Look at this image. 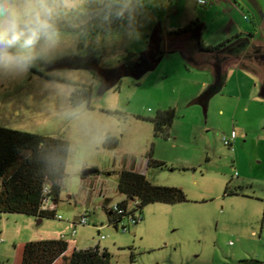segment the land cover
I'll return each instance as SVG.
<instances>
[{"label":"rangeland","instance_id":"1","mask_svg":"<svg viewBox=\"0 0 264 264\" xmlns=\"http://www.w3.org/2000/svg\"><path fill=\"white\" fill-rule=\"evenodd\" d=\"M212 5L167 0L151 8L152 19L141 30V41L126 48L117 62H106L103 53H96L99 66L111 69L128 53H144L158 28L162 33L176 31L195 20L203 24L204 41L221 44L228 40L220 41L223 33L233 31L224 20L206 17L214 13ZM189 37L183 36L175 45L167 43L163 34L159 64L139 79L121 77L117 86L104 92L102 81L80 85L78 88H91L89 107H72L70 98L62 100L42 90L32 76L23 83L0 84V128L59 138L69 144L66 176L55 205V215L61 219L0 213V264H20L25 243L61 238L69 248L75 244L77 250L100 244L99 248L110 255V264H232L251 260L264 264L261 83H253L254 77L248 74L243 78L242 72L238 74L235 67L227 68L226 64L222 68L226 84L203 106L199 100L212 85L213 65L212 70H206L211 56L190 50ZM180 50H187L190 60ZM34 75L39 78L44 74ZM67 105L80 109L77 118L66 117ZM165 109H174L176 117L166 138L155 137L152 124L145 119ZM233 131L230 148L222 139ZM106 138L117 141L115 149L104 147ZM151 149L152 160L163 166L147 165ZM91 168L99 175L82 181L81 172ZM131 169L152 185L181 188L186 201L149 204L142 210V220L135 213L136 224L125 219L115 230L103 206L105 201L114 207L125 200L117 191L118 173ZM134 206L128 201L129 211ZM84 215L89 225H77L72 237L74 224ZM212 240H217L216 245Z\"/></svg>","mask_w":264,"mask_h":264},{"label":"trees","instance_id":"2","mask_svg":"<svg viewBox=\"0 0 264 264\" xmlns=\"http://www.w3.org/2000/svg\"><path fill=\"white\" fill-rule=\"evenodd\" d=\"M195 29H200L202 36L203 24L195 20L183 29L168 32L167 37L173 39L190 36ZM250 39L251 35H237L221 44L206 46L200 38V44L203 53H207L212 58H219L224 54L229 55V50L238 47L237 44L242 42L245 44L239 48L240 54L248 46V48H257L250 45ZM191 49L197 50L193 42ZM96 55V53L89 51L85 56L86 60L67 58L57 62L55 66L68 68L99 66ZM183 56L188 60L187 54L183 53ZM161 57L162 53L160 52L158 59ZM137 62L138 56L128 53L115 67L111 69L101 68L112 70L122 67L132 72L131 70ZM240 68L244 67L240 66ZM91 97V88L83 86L78 88L70 97L69 102L72 107L82 104H87L89 107ZM175 117L174 109L157 110L153 118L145 119V121L152 124L155 137L166 138ZM116 146L117 141L115 139L106 138L105 148L113 150ZM68 153L69 144L62 139L0 128V213L21 214L38 219L54 218L55 210L44 212L40 210V206L44 199L57 204L61 183L66 176L65 168ZM147 165L149 167L163 166V163L152 160V149L147 157ZM98 175L96 170V173L91 176ZM89 177L82 178L80 176V179L83 181ZM117 191L125 197V200L117 205L118 208L125 211L128 208V201L138 202L135 210L141 217L143 208L149 204H176L186 201L185 193L181 188L152 185L143 174L133 169L122 170L118 173ZM107 203L105 201L103 210L107 215L109 225L116 230L126 213L118 214L112 209H108ZM61 261V264H110V255L107 250H102L98 246L85 250H69L64 239L28 242L22 246L20 264H59ZM243 263L263 264L255 260L244 261Z\"/></svg>","mask_w":264,"mask_h":264},{"label":"clouds","instance_id":"3","mask_svg":"<svg viewBox=\"0 0 264 264\" xmlns=\"http://www.w3.org/2000/svg\"><path fill=\"white\" fill-rule=\"evenodd\" d=\"M203 4L205 0H196ZM167 0H0V84L23 83L30 76L42 90L68 100L80 85L102 79L84 70L56 68L66 58L103 53L117 62L141 41L151 8ZM34 72L43 73L35 77ZM79 108L67 105V118Z\"/></svg>","mask_w":264,"mask_h":264},{"label":"crops","instance_id":"4","mask_svg":"<svg viewBox=\"0 0 264 264\" xmlns=\"http://www.w3.org/2000/svg\"><path fill=\"white\" fill-rule=\"evenodd\" d=\"M194 1V0H193ZM171 3L175 2L170 0ZM196 2V0H195ZM213 7L211 8L214 13L212 16H206L208 19H211V21L214 20V18H219L225 21V24L227 26H231V30L233 32H225L222 35V38L220 41L225 40V39H231L237 35H251L250 39V45H254L259 47L260 49L264 47V0H221L220 3L212 5ZM209 8V7H208ZM207 8V11L210 9ZM246 18V19H245ZM207 22V21H206ZM235 31V32H234ZM171 32V31H169ZM167 31L164 30L162 35L164 34L167 43L172 42L173 44H177L179 40L183 39L182 37L176 41V38H171L170 42L168 41L167 37ZM233 33V34H232ZM233 35V36H230ZM188 37V36H187ZM203 39V43L206 46H214V42H210L208 39L207 41H204L203 36H201ZM190 40V37H189ZM225 42V41H224ZM223 43V42H222ZM191 50V47L189 48ZM181 54L183 53L188 55V59L190 60L189 53L187 50H180ZM211 62H208L206 67L207 71H210L211 69ZM235 70L239 73L242 72L243 78L247 77L246 75L248 74L251 78L254 77L253 83H263V76L260 73H254L252 70H248L245 68H235ZM246 74V75H245ZM226 84V83H225ZM221 87L223 88L224 85ZM259 99L260 101H264V97L260 91L259 94ZM107 208H111L107 204ZM67 242V241H66ZM75 243V242H73ZM68 247H69V243ZM94 246H100V244H96ZM75 249V244H72L70 246L69 250ZM239 261H235L232 264H236Z\"/></svg>","mask_w":264,"mask_h":264},{"label":"water","instance_id":"5","mask_svg":"<svg viewBox=\"0 0 264 264\" xmlns=\"http://www.w3.org/2000/svg\"><path fill=\"white\" fill-rule=\"evenodd\" d=\"M200 29H195L191 34H190V41L193 42L197 50L199 52L203 53L202 46L200 44ZM162 31L160 28L156 29L153 31L151 34L146 50L144 53L140 54L138 56V62L133 66L132 72L127 71L123 69L122 67H118L116 69L112 70H104L98 65H92L91 68L84 67L85 69H88L90 71L95 72L101 79H102V87L101 91L104 92L108 89H111L115 86L120 81L121 77L124 76H132L136 79H139L141 75H143L147 71H152L154 70L157 65L159 64L161 58L158 59V56L160 55V49H161V44H162ZM86 60V57L84 58ZM224 84V77L222 76V71H221V66L220 64H215L213 66V81L212 85L209 87L207 92H205L202 96V98L199 100L200 103H202L203 106H206L209 99L216 95L220 90L221 87ZM263 84L260 86V91L264 97V87ZM104 87V89H103ZM96 173L95 169H85L81 172V177H89L91 175H94ZM236 264H245L243 262H237Z\"/></svg>","mask_w":264,"mask_h":264},{"label":"flooded vegetation","instance_id":"6","mask_svg":"<svg viewBox=\"0 0 264 264\" xmlns=\"http://www.w3.org/2000/svg\"><path fill=\"white\" fill-rule=\"evenodd\" d=\"M181 37H177L176 41L180 39ZM168 41L170 42V38H168ZM245 42H242L241 44H237L238 47L231 48L229 50V55L224 54L219 56V58H212L211 57V66L217 64H220L221 71L224 65L229 64V66H226L227 68H240V66L244 67L245 69L252 70L254 73H260L263 76V83H264V47L259 48H253V47H246L244 52L239 53L242 46H244ZM192 47V42L191 46ZM234 54V56H233ZM223 72V71H222ZM223 76V75H222ZM264 87V84H263ZM213 244L216 245L217 240H212ZM226 258H228L226 256ZM214 259V258H213ZM213 262V260H212Z\"/></svg>","mask_w":264,"mask_h":264},{"label":"built area","instance_id":"7","mask_svg":"<svg viewBox=\"0 0 264 264\" xmlns=\"http://www.w3.org/2000/svg\"><path fill=\"white\" fill-rule=\"evenodd\" d=\"M172 1H174V0H172ZM220 2H221V0H205V3H203V4H199V3H197V2H196V4H197L198 6H200V7H207L208 5L217 4V3H220ZM245 19H246V18H245ZM234 139H235V132L233 131V132L230 134V136H229L228 138H226V137L223 138V139H222V142L224 143L225 146L231 148ZM132 203H134V205H135V206H134V209H133L132 211H129L128 208L125 209V211H124V210L118 208L117 205L114 206V207L108 208V209H112V211H114V212H116V213H118V214H123L124 212L126 213V216L123 217V218L120 220L119 224L117 225L116 230L118 229V226H119V225H120V226L122 225V223H123V221H124L125 219H130V220H132L133 222H135V224L137 223V220H138V219L135 217V213H138V212H137L135 209H136V207H137V205H138V202H132ZM40 210H41V211H44V212H52V211L55 210V204L52 203V202H51L50 200H48V199H44V200L42 201L41 206H40ZM138 214H139V213H138ZM139 216H140V220H142V217H141L140 214H139ZM54 218L57 219V220H60V219H61L60 216H56V215L54 216ZM77 225H80V226H88V225H89V224H88V221H87V217H86V215L80 217V218L77 220V224H76V223L74 224V230L72 231V234H71L72 237L76 235V226H77ZM122 230H125V228H122ZM61 239H62V238H61ZM102 239H103V237L100 238V240H102Z\"/></svg>","mask_w":264,"mask_h":264}]
</instances>
